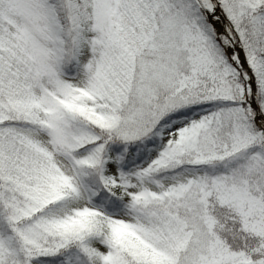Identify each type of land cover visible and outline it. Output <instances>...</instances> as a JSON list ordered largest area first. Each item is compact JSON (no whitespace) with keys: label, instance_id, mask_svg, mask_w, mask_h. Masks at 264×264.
<instances>
[{"label":"snow or ice","instance_id":"snow-or-ice-1","mask_svg":"<svg viewBox=\"0 0 264 264\" xmlns=\"http://www.w3.org/2000/svg\"><path fill=\"white\" fill-rule=\"evenodd\" d=\"M0 264H264V0H0Z\"/></svg>","mask_w":264,"mask_h":264}]
</instances>
